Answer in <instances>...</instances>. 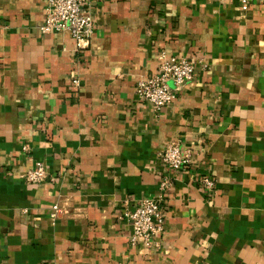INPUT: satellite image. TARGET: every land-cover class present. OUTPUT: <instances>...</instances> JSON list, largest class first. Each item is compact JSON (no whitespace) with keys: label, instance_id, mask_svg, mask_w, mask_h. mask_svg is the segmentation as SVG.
Masks as SVG:
<instances>
[{"label":"crops","instance_id":"1","mask_svg":"<svg viewBox=\"0 0 264 264\" xmlns=\"http://www.w3.org/2000/svg\"><path fill=\"white\" fill-rule=\"evenodd\" d=\"M46 1L0 0V264H264V0H92L81 47L41 33ZM164 49L195 74L157 112L136 85ZM164 176L161 246H132L120 215Z\"/></svg>","mask_w":264,"mask_h":264},{"label":"built area","instance_id":"2","mask_svg":"<svg viewBox=\"0 0 264 264\" xmlns=\"http://www.w3.org/2000/svg\"><path fill=\"white\" fill-rule=\"evenodd\" d=\"M92 0H47L44 21L40 26L42 34L67 32L81 43L89 42L94 34L95 22L90 9ZM195 74V64L186 56L170 54L166 49L159 54V71L156 75L141 79L136 85L137 96L149 102L160 112L172 104L178 92ZM74 86L80 87L79 78L72 80ZM22 149L30 151L29 144ZM159 157L168 167L175 171L187 169L192 163L190 150L184 149L180 142H172L159 152ZM27 184H38L49 178V171L43 160H35L34 166L21 176ZM207 192H212L216 185L214 176L207 174L200 179ZM173 183L164 176L158 185V196L142 198L131 207H124L120 218L131 226L129 240L132 246L143 245L158 249L161 246L160 235L165 229V212L161 201ZM53 216L59 214L60 207L53 206Z\"/></svg>","mask_w":264,"mask_h":264}]
</instances>
